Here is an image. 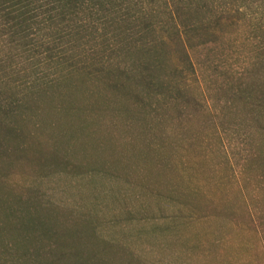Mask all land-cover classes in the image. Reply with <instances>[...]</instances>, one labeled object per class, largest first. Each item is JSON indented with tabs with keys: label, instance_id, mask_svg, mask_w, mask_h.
<instances>
[{
	"label": "rangeland",
	"instance_id": "obj_1",
	"mask_svg": "<svg viewBox=\"0 0 264 264\" xmlns=\"http://www.w3.org/2000/svg\"><path fill=\"white\" fill-rule=\"evenodd\" d=\"M227 33L215 47L191 52L193 67L184 71L190 103L173 99L159 122L170 144L145 146L137 128H122L131 141L120 142L115 155L37 173L52 155L101 157L108 133L103 126L91 129L90 139L56 145L45 132L41 144L31 142L22 169L3 182L4 197L40 199L30 225L88 263L264 264V128L235 98L260 34L249 27ZM170 59L184 69L174 51ZM66 143L75 149H64ZM35 245L25 242L28 255Z\"/></svg>",
	"mask_w": 264,
	"mask_h": 264
},
{
	"label": "trees",
	"instance_id": "obj_2",
	"mask_svg": "<svg viewBox=\"0 0 264 264\" xmlns=\"http://www.w3.org/2000/svg\"><path fill=\"white\" fill-rule=\"evenodd\" d=\"M244 27L260 38L235 98L264 128V0H0V264H94L30 225L40 199L4 197L3 182L22 169L31 142L41 144L49 131L54 144L90 139L91 129L103 126L108 131L101 157L76 162L52 155L37 173L115 155L120 142L131 141L122 128H137L145 146H167L159 122L173 99L190 103L184 71L193 67L191 52ZM171 51L184 69L171 66ZM32 239L38 245L28 255L25 242Z\"/></svg>",
	"mask_w": 264,
	"mask_h": 264
}]
</instances>
